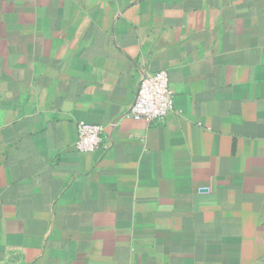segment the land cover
I'll return each mask as SVG.
<instances>
[{
  "label": "crops",
  "instance_id": "0c3cea01",
  "mask_svg": "<svg viewBox=\"0 0 264 264\" xmlns=\"http://www.w3.org/2000/svg\"><path fill=\"white\" fill-rule=\"evenodd\" d=\"M0 264H264V0H0Z\"/></svg>",
  "mask_w": 264,
  "mask_h": 264
},
{
  "label": "built area",
  "instance_id": "2783aa9c",
  "mask_svg": "<svg viewBox=\"0 0 264 264\" xmlns=\"http://www.w3.org/2000/svg\"><path fill=\"white\" fill-rule=\"evenodd\" d=\"M173 109V90L167 71L159 69L142 75L137 83L134 100L127 113L136 120L146 122L163 119ZM75 147L79 152L88 153L100 145L102 127L97 124L78 121Z\"/></svg>",
  "mask_w": 264,
  "mask_h": 264
}]
</instances>
